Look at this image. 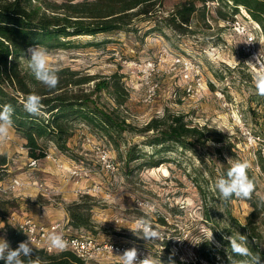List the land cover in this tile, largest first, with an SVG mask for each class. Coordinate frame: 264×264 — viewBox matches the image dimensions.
Segmentation results:
<instances>
[{
  "label": "rangeland",
  "instance_id": "rangeland-1",
  "mask_svg": "<svg viewBox=\"0 0 264 264\" xmlns=\"http://www.w3.org/2000/svg\"><path fill=\"white\" fill-rule=\"evenodd\" d=\"M40 1L57 5L72 19L83 20L134 11L143 4L142 0ZM188 1L194 2L197 10L186 28L176 30L166 19ZM151 2L156 3L151 16L134 18L122 31L76 36L63 47H44L49 53V66L57 70L59 77L72 82L93 79L78 86L68 85L64 90L89 95L100 110L115 115L125 126L120 135L109 137L95 125L74 118L64 149L52 139L39 140L47 156L34 168L28 166L25 140L12 128L10 139L0 144V159L5 161L0 164V237L5 238L4 222L13 225L12 216L25 212L45 224L64 222L69 220L67 206L82 203L88 218L86 226L69 227L71 232L80 230L98 241L139 246L150 258H160L162 264H169L170 257L174 264H190L209 231L213 232L210 243L218 245L215 233L225 235L228 229L235 231L236 224L245 225L253 209L241 199L225 203L213 190L221 171L230 166L228 158L250 163L248 170L256 184L254 196L264 198V96L256 93L253 73L257 69L245 64L255 61L242 43L246 37L239 33L243 27L253 34L257 54L261 52L264 57L261 25L243 7L235 12L231 2L224 0ZM235 21L240 22L239 27ZM172 53L199 63L207 86L199 95L184 97L183 81L171 64ZM21 66L31 72L28 59H23ZM150 66L153 73L149 79L158 84V91L145 102L146 71ZM114 75L127 95L121 105L115 102L112 86L103 84ZM174 92L177 96L173 98ZM166 114L181 115L188 125L212 128L221 134L222 143H206L201 151L207 166H201L197 156L181 150L150 158L152 148L145 144L141 129L152 118ZM40 116L47 117L42 113ZM132 148L145 156L127 160ZM103 154L108 157L106 163ZM158 159L165 162L153 166ZM14 179L22 186L12 190ZM195 180L206 193V200ZM146 204L152 207H143ZM141 216L161 232L160 241L146 243L128 229ZM260 231L264 235L263 225ZM261 249L264 251V242ZM101 263L118 264L120 260L111 255Z\"/></svg>",
  "mask_w": 264,
  "mask_h": 264
},
{
  "label": "trees",
  "instance_id": "trees-1",
  "mask_svg": "<svg viewBox=\"0 0 264 264\" xmlns=\"http://www.w3.org/2000/svg\"><path fill=\"white\" fill-rule=\"evenodd\" d=\"M151 1L153 0H142V6L134 11L98 20H83L72 19L64 15L57 5L44 2L42 4L40 0H0V107L11 104L15 109L12 117L13 128L25 140L24 148L27 150L28 158L39 161L47 156L46 151L39 144V140L42 138L52 139L57 146L64 149L71 134L69 126L74 118L80 117L95 125L109 137L120 135L125 122L120 121L111 113L100 110L89 99V95H77V93H69L64 90L68 85L78 86L88 83L93 80L92 77H86L83 82L79 80L72 82L70 79L59 77L55 89H48L37 81L28 69L21 66V61L28 59L27 49L37 45L46 48H59L70 44L71 38L76 36H95L122 31L134 18L138 16L149 18L151 16L153 6L156 4ZM202 1L207 2L208 0ZM224 1L231 2L235 12H238L237 7H243L264 31V0ZM33 2L39 4L33 5ZM196 10L195 3L188 1L177 6L166 21L174 29L183 30ZM103 84L106 87L112 86L115 92V102L121 105L127 95L119 77L114 75L111 81ZM99 85L100 83L97 84V87ZM33 92L42 97L44 107L41 113L47 115L46 118L40 115H29L24 110L25 98ZM141 132L146 136L145 144L152 148V157L150 158H153L154 155L175 153L177 150H181L197 156L201 166H207L201 154L206 143L209 140L216 144L223 142V137L219 132L204 126L188 125L181 115L166 114L161 118H152L144 125ZM143 156L145 155L141 152L134 153L132 148L127 153V160L135 161ZM164 162L163 159H158L153 163V166ZM0 164H5L3 158L0 159ZM228 168H224L219 177L224 175ZM210 174L212 173L210 172ZM248 175L253 178L249 170ZM194 182L201 197L206 200V193L197 180ZM245 201L253 208L246 218V224L243 226L236 224L233 227L235 231L228 229L225 235L219 236L215 233L218 245L207 241L200 243L195 251L196 260L190 264H229L228 257L236 260L249 259L235 256L228 247L229 242L224 239L226 236H238L239 234L246 235L248 248L253 254H259L261 264H264V251L261 249L264 235L260 231L261 225L264 226V217H261L264 206L261 205V199L256 198L254 194L251 200ZM66 210L69 215L68 226L75 229L86 226L88 218L82 203H73L67 206ZM204 217L208 222L209 217L206 214ZM258 218L260 221L257 220ZM3 233L13 249L24 237L20 230L8 222H4ZM34 255L39 257L43 264H84L72 253L48 254L44 250L35 249ZM0 264L3 262L0 261Z\"/></svg>",
  "mask_w": 264,
  "mask_h": 264
},
{
  "label": "clouds",
  "instance_id": "clouds-1",
  "mask_svg": "<svg viewBox=\"0 0 264 264\" xmlns=\"http://www.w3.org/2000/svg\"><path fill=\"white\" fill-rule=\"evenodd\" d=\"M254 41L247 40L242 43L251 44ZM241 43V42H240ZM233 58L235 59L234 55ZM11 59V57H10ZM236 60V59H235ZM255 63L252 61L245 62L249 67L257 69L253 73V81L256 93L264 96V57L261 52L254 57ZM28 67L37 81L42 83L48 89H55L59 82L57 70L49 66V53L44 47L37 45L28 50ZM24 110L29 115L38 116L43 109L42 97L33 92L29 93L24 101ZM15 109L11 104L0 107V144L7 142L10 139L11 130L14 121L12 119ZM208 145H212L209 140ZM229 168L226 173L220 176L213 186V190L218 192L219 197L224 202L231 201L233 198L241 200H251L256 190V184L253 178L248 175L250 163L245 161H233L228 158ZM261 205L264 206V198L261 200ZM143 207L151 208V205H143ZM252 210L250 209V212ZM106 222V221H105ZM118 223V221H116ZM136 237L144 241L157 242L162 239V234L156 227L152 225L146 217L137 218L133 226L128 228ZM27 234V233H26ZM28 239L20 242L13 249L6 238L0 237V261L3 264H43L41 259L34 255L35 246L32 237L27 234ZM47 243L50 251L64 252L68 250L70 242L64 235L57 231L48 233ZM225 240L229 242V248L235 256L246 257L249 259L236 260L228 257L229 264H261L259 254H253L247 246V237L244 234L238 236H226ZM213 240V232L209 231L206 239L202 241L211 242ZM201 242V241H200ZM163 251V250H162ZM119 257L120 264H162L159 259H153L149 256L140 258L136 247H131L123 251L122 254L116 255ZM169 264H174L170 257Z\"/></svg>",
  "mask_w": 264,
  "mask_h": 264
},
{
  "label": "built area",
  "instance_id": "built-area-1",
  "mask_svg": "<svg viewBox=\"0 0 264 264\" xmlns=\"http://www.w3.org/2000/svg\"><path fill=\"white\" fill-rule=\"evenodd\" d=\"M235 22V25H238L239 27L240 22L239 24L237 23L238 21ZM239 33L246 37L245 41H255V37L253 36V34H248L245 28L242 27V31ZM254 43L255 42L251 44L245 43L247 53L253 58L258 55ZM170 57L172 58L171 64L173 70L179 71L181 80L183 81L184 97H194L203 92L207 86L205 81H203L199 63L195 60L190 59L189 57H182L179 54L172 53ZM147 69L148 70L146 71L145 79L146 93L144 95L145 102H149L151 99H153L154 95L158 91V84L153 83L152 80L149 79V77L153 73V67L150 66ZM176 96L177 93L174 92L173 98ZM102 160L106 163L108 161L107 155L103 154ZM38 162V160L29 159L28 166L34 168ZM107 167H110V165H107ZM21 186L22 184L18 181V179H14L12 184L10 185V188L14 190L18 189ZM38 187L42 189L41 184H38ZM11 221L13 222V226L20 230L24 236L20 242L26 241L28 239L27 234H29L34 241L35 249L44 250L48 254L72 253L84 264H102V260L106 257H109L111 255H120L124 250L131 247L137 248L141 259L148 256L145 250L139 246H131L124 242L98 241L97 239L86 233H83L80 230L71 232V229L69 228L70 226H68V221H57L54 223L45 224L41 221L31 218L28 215L21 216L20 218L12 216ZM52 231L62 233L64 237L70 242L68 250L64 252L49 250L46 237L48 233Z\"/></svg>",
  "mask_w": 264,
  "mask_h": 264
},
{
  "label": "crops",
  "instance_id": "crops-1",
  "mask_svg": "<svg viewBox=\"0 0 264 264\" xmlns=\"http://www.w3.org/2000/svg\"><path fill=\"white\" fill-rule=\"evenodd\" d=\"M24 215H28L27 213H25V212H23L22 214H21V216H24ZM16 216H18V215H16ZM20 215L18 216V217H16V218H20L21 217ZM29 216V215H28ZM67 221V220H66ZM55 222H57V221H55ZM52 223H54V222H52Z\"/></svg>",
  "mask_w": 264,
  "mask_h": 264
}]
</instances>
